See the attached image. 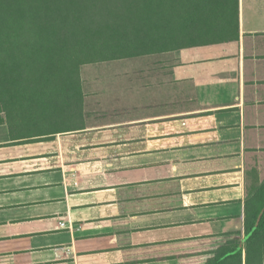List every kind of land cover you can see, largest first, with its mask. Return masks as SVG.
I'll use <instances>...</instances> for the list:
<instances>
[{
	"label": "crops",
	"instance_id": "crops-1",
	"mask_svg": "<svg viewBox=\"0 0 264 264\" xmlns=\"http://www.w3.org/2000/svg\"><path fill=\"white\" fill-rule=\"evenodd\" d=\"M82 66L70 130L0 125V264H205L243 247L264 182V0H237L234 40Z\"/></svg>",
	"mask_w": 264,
	"mask_h": 264
},
{
	"label": "trees",
	"instance_id": "trees-1",
	"mask_svg": "<svg viewBox=\"0 0 264 264\" xmlns=\"http://www.w3.org/2000/svg\"><path fill=\"white\" fill-rule=\"evenodd\" d=\"M236 38L237 0H0V124L13 140L48 139L77 124L82 65ZM26 123L40 129L18 132ZM244 234L205 264L264 263V182Z\"/></svg>",
	"mask_w": 264,
	"mask_h": 264
},
{
	"label": "rangeland",
	"instance_id": "rangeland-1",
	"mask_svg": "<svg viewBox=\"0 0 264 264\" xmlns=\"http://www.w3.org/2000/svg\"><path fill=\"white\" fill-rule=\"evenodd\" d=\"M83 67V66H82ZM85 70H86V67L84 66L83 68H82V72L83 73H85ZM37 109V112H41V109L39 108V107H37L36 108ZM23 110H24V108H23ZM22 116L23 117H25V118H27L29 115L26 113V114H24V111H23V114H22ZM62 121V120H61ZM68 123V121H67V119H65L64 121H62V123H56L55 122V125H65V124H67ZM0 125H5L6 126V128H5V130H7V133L9 132V130H8V127H7V125L6 124H4V123H2V124H0ZM26 125H27V127H23V128H17V131L18 132H21V133H24V132H29L30 130H38V129H40V124L38 125V126H36V125H34V126H29L27 123H26ZM41 127L42 128H44V126L43 125H41ZM1 130H3V128H1L0 127V135H1V133H3ZM9 134V133H8ZM10 137V136H9Z\"/></svg>",
	"mask_w": 264,
	"mask_h": 264
},
{
	"label": "water",
	"instance_id": "water-1",
	"mask_svg": "<svg viewBox=\"0 0 264 264\" xmlns=\"http://www.w3.org/2000/svg\"><path fill=\"white\" fill-rule=\"evenodd\" d=\"M260 217H261V214H259L258 219H257V221H256V223H255V226L252 228V230H254V229L256 228V226L258 225V221H259ZM248 235H249V234L245 235V239L248 237ZM242 243H243V241H241V242L239 243L237 249H241V247H242Z\"/></svg>",
	"mask_w": 264,
	"mask_h": 264
}]
</instances>
